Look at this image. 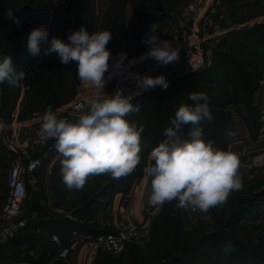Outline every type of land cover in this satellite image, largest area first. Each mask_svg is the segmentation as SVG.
I'll list each match as a JSON object with an SVG mask.
<instances>
[{
    "label": "rangeland",
    "instance_id": "1",
    "mask_svg": "<svg viewBox=\"0 0 264 264\" xmlns=\"http://www.w3.org/2000/svg\"><path fill=\"white\" fill-rule=\"evenodd\" d=\"M228 1L231 10L228 21L232 27L235 26V30L219 44L213 66L192 76L172 80L167 89L158 87L160 89L147 92L149 96L137 102L147 104L151 101V106L161 111L155 124L161 122L165 126L159 129L157 145L164 138L163 129L171 124L178 106L190 101L188 97L192 91L205 92L209 97L210 110L215 114L226 110L231 114L242 112L247 117L252 105L258 107L260 98L255 100V93H264V0H256L250 5L239 4L241 6L230 4L232 0ZM124 2L114 0L108 9L111 4L108 0H67L65 7L55 10L51 9V1L48 0H15L0 4V21L3 20L0 23V54L12 56L16 70L25 72L23 83L18 86L7 81L0 84V115L10 120V113L18 108L19 120L23 121L34 112H45L48 106L53 110L61 107L76 95L81 80L75 61L63 64L55 52L43 55V48L47 45H42L40 56H33L27 51L30 31L45 27V21L50 38L57 36L66 39L70 31L78 30L82 25L91 33L107 29L112 16L115 15L117 19L121 17L116 24L117 35L113 36L115 45L112 46L116 47L113 51L108 47L110 43L107 47L111 53L126 51L128 55L125 61L140 57L148 50L142 38L149 32L152 23L158 25L157 35L161 39L177 42L176 38L184 35L185 29H178L176 16H158L161 11L159 2L128 0V6ZM185 7L183 3L176 7L179 15ZM23 10L16 17L8 19L9 11L12 17L13 13ZM25 12L29 14L24 18ZM16 18H19V23ZM228 77L242 83L244 94L241 96L242 101L232 102L227 108H222L216 101L217 96L228 95L232 90V85L227 82ZM244 119L241 122H245ZM238 123L235 124V130L237 127L239 129ZM186 127L187 124L182 126L181 134ZM150 137L142 140L144 148L153 145ZM140 157L134 170L126 176L142 171L147 158L143 152ZM12 160L13 155L0 138V211L9 193L8 177ZM60 167V162L49 166L50 170L47 169V177L40 182L39 190H32L30 186L25 205L27 226L15 238L0 245V264H69L67 260L59 258L61 248L53 241V234H57L63 244L68 245L71 231L78 223H74L77 220L68 222L72 216H79L78 220L89 217L88 224L96 225V228H110L97 219L99 211L105 209L102 207L107 205L106 201L111 198L113 190H127L135 179H125V175L114 178L109 173L94 174L88 177L82 188L69 189L63 182ZM107 186H111V190L107 189L106 195L99 197ZM232 193H241L246 198L243 204L248 207L239 216L219 220L220 215L216 211L214 213L212 208L207 213L181 208L178 216L175 214L172 220H162L160 226H156L154 235L150 225L148 236L141 243L129 241L118 253L101 252L92 264H169L170 257H174L179 264H264V175L255 180L243 181V187ZM95 199L92 209L82 215L84 217L76 214L79 209L71 211L73 204L78 206L84 202L85 205ZM225 242L232 243L231 252H224ZM174 260L171 261L176 262Z\"/></svg>",
    "mask_w": 264,
    "mask_h": 264
},
{
    "label": "clouds",
    "instance_id": "2",
    "mask_svg": "<svg viewBox=\"0 0 264 264\" xmlns=\"http://www.w3.org/2000/svg\"><path fill=\"white\" fill-rule=\"evenodd\" d=\"M9 16L12 12L9 11ZM19 23V18H16ZM158 25L152 23L149 32L142 38L148 50L140 57L125 60L127 52L117 53L110 72L111 50L107 47L112 38L111 30L89 32L83 25L72 30L67 38L49 37L47 28H33L28 36L27 51L33 56L50 55L55 52L60 62H76L79 79L101 94L90 98L86 111H81L75 119L59 117L48 106L41 117V131L45 139L54 138L55 148L60 156V171L63 182L69 189L82 188L90 175L109 173L119 178L134 170L139 163L141 133L143 126L128 120L129 113L139 112L140 104L132 102L136 95L156 86L167 89L169 80L158 75L129 73L135 80V92L118 88L114 93L103 91L109 78L122 74L135 64L154 58L167 65L179 58L178 44L169 39H161ZM107 73V75H106ZM25 72L17 71L10 55L0 54V84L7 81L18 86L23 83ZM188 99L192 103H181L175 111L171 124L163 129V139L150 153L154 163L145 168L151 180L149 202L153 206H163L165 202H176L178 208H191L207 213L214 206L227 200L230 192L243 187L239 174L237 153L214 145L203 139L201 120L212 119L209 97L203 91H192ZM192 124L188 136L180 130L184 124ZM229 135L236 133L229 130ZM225 253L233 250L231 242L223 245Z\"/></svg>",
    "mask_w": 264,
    "mask_h": 264
},
{
    "label": "built area",
    "instance_id": "3",
    "mask_svg": "<svg viewBox=\"0 0 264 264\" xmlns=\"http://www.w3.org/2000/svg\"><path fill=\"white\" fill-rule=\"evenodd\" d=\"M50 1L53 10L67 5V0ZM227 2L228 0H189L187 14L184 18L185 33L182 37L176 38V43L180 48L179 58L167 65L159 63L154 58L145 59L122 74L109 78L103 91L112 94L118 88H122L135 92L137 85L129 73L153 76L163 73L170 82L213 66L216 49L223 38L235 28L228 21ZM117 58L116 53L110 54V66ZM124 63L127 65L128 61ZM109 71L115 70L110 67ZM158 87L160 86L142 91L140 95ZM100 94L101 90L81 81L76 95L54 111L59 117L75 119L81 111L87 110L90 98ZM140 95H136L133 100ZM43 113L34 112L31 117L23 121L19 120L17 111L12 112L10 120L0 115V138L13 155L8 177L9 193L0 211V245L15 238L27 226L28 217L25 213V205L29 196L30 178L42 169L46 161L60 157L55 148V139H45L41 131ZM234 119L241 120L238 115ZM237 148L240 164L249 178L255 180L262 174L264 175V147L254 151L248 145L242 144ZM203 215L206 216V214ZM149 228L135 221L126 220L117 223L109 231L97 235L74 229L68 245H64L57 234H53V241L61 248L59 258L65 261H68L74 247L81 244L87 246L94 260L101 252H121L129 241L141 243L148 236Z\"/></svg>",
    "mask_w": 264,
    "mask_h": 264
},
{
    "label": "trees",
    "instance_id": "4",
    "mask_svg": "<svg viewBox=\"0 0 264 264\" xmlns=\"http://www.w3.org/2000/svg\"><path fill=\"white\" fill-rule=\"evenodd\" d=\"M155 1L159 2L160 8H161L160 15H158V16L162 17V16L167 15L168 17H173V18L176 16V24L178 26V29L182 30L180 27V23L177 19L178 11H176V7L179 6L180 3H183L186 0H155ZM113 2H114V0L111 1V4L109 5L110 7H108V9L111 8ZM126 3H127V0H125L124 5H126ZM170 6H173V7L170 8ZM168 7L170 8V10L168 9ZM22 12H24V10L21 12L17 11L14 16L16 17L17 14H21ZM172 12H175L176 15L172 16L171 15ZM120 19H121V17L119 19H117V17L115 15L112 16L110 18V23H109V26L107 28V29L111 30V33H112V38L109 41L111 46L110 45L108 46L111 48L112 51L116 47V46L113 47L115 45V40L113 39V36L117 35L116 24L119 23ZM246 31L247 30H245L244 32H246ZM233 32H234V30H232V33ZM232 33H230V34H232ZM251 54H252V52H251ZM224 63L227 64V62H224ZM226 67H224L225 71H226ZM232 73H233V70H232ZM192 75H194V74H191V75H188L185 77H189ZM227 82L232 85V90L230 92H228V95L217 96L218 100L216 101L217 104L220 105V107H222V108H227V106L232 102L242 101L241 96L244 94V91H243L244 86L241 85L242 83L240 81L228 77ZM158 89H160V88H158ZM254 91H256V89ZM149 93H151V92H149ZM149 93H145V94L141 95V97L140 96L137 97V99L132 100V102L134 104H136L137 102L141 101V99L148 97L149 95H147V94H149ZM186 103H192V101H187ZM251 108H252V111L250 112V115L249 114L247 115V117H246V115L243 116L242 112L232 113V114L230 112H227L226 110H225V112H221V113L219 112L217 114L212 112V115H213L212 119L205 118V119L201 120L199 123V126L203 129V139L205 141H208V140L218 141L220 143V145H222V146H224V144H226V142L229 144L232 141V138L234 135H229L228 132H229V130L235 132L234 128H235V124L237 121L234 119V117L236 115H238L241 118V120H239V121H244L245 120L244 118H246L245 123L248 126L250 133L253 136H256L259 132V127H258L259 108L257 106L254 107L253 105ZM157 111L154 109V107L151 106V101H149L147 104H142V103L140 104V111L139 112L129 113L126 117L128 120H130L132 122H136L138 127L143 126V131L141 133V139H140V144H141L140 153L143 152V153H145V155H147L150 151L153 150V148L155 146H157L156 140L159 139V137H158L159 129H161L162 127L165 126L161 122H157V124H155L157 117L161 112V111H158V112ZM244 114H246V113L244 112ZM10 115H11V113H10ZM20 119H22L21 116H20ZM154 124H155V126H153ZM192 127H194V125H192L190 123L187 124V127L184 129V131L182 132L181 135L185 136V137L188 136L189 131ZM152 132H153V134L149 135V133H152ZM147 136H151L149 139L153 145L148 147V148H144V146L142 145V140L144 138H146ZM146 158H147V156H146ZM143 168H142V170H143ZM141 172L136 173V174H129L128 176L125 175L124 178L125 179H132L133 178L134 179L137 176H139L141 174ZM28 188H30L29 185H28ZM111 188H112L111 186H107V188L102 191V193L99 195V197L106 195L105 191L107 189L111 190ZM127 190L126 189L113 190V193L116 191H127ZM111 194H112V192H111ZM238 196H240V197H238ZM231 198H232V200H231ZM96 199L94 201L91 200V202L88 201L85 204V208L80 210V212H76V214H79L81 217H84L85 215L82 216L83 215L82 212L85 213V211H88L87 208H89V206H91L92 204H95ZM245 201H246V198L243 195H241V193H232L231 194V192H230L228 199L224 203H222L221 205L212 207V210L214 211V213L216 211V213H218V215H220V218L218 217L219 220L224 219V217H225V219L230 220V219L234 218L235 216H239L243 211H245V208L248 207V205L243 204V203H245ZM95 208H96V206H95ZM180 209L181 208L176 207L175 201L167 202L166 205L164 206V208L162 209V211L153 219V221L151 223L153 235L156 232V229H157L156 226L158 225V227H159L160 222L162 220H164V221H166V219L172 220L174 218L175 214H177V216H178ZM84 218L86 220L89 219V217H84ZM69 223H71V221ZM74 223H76V222H74ZM76 228H78L82 232H92V234H94V235H97L100 233H105V232L109 231V230H105V229L96 228V225H89L88 223H83V224L77 223L75 229ZM171 260H174V257H170L168 259L169 264H179V262H177L176 260H174L176 262H172Z\"/></svg>",
    "mask_w": 264,
    "mask_h": 264
},
{
    "label": "crops",
    "instance_id": "5",
    "mask_svg": "<svg viewBox=\"0 0 264 264\" xmlns=\"http://www.w3.org/2000/svg\"><path fill=\"white\" fill-rule=\"evenodd\" d=\"M15 0H0V4H4L6 3H12ZM50 1V0H48ZM99 0H96V2H98ZM109 2H111L112 0H108ZM36 2V0H35ZM188 2L189 0H186L183 2V5H186L184 11H181L182 13L180 14V16L182 17V19L185 18L186 14H187V8H188ZM254 2H256V0H232V2H230V4H235V5H239V4H254ZM128 0L126 3V6H128ZM229 3V1L227 2V4ZM241 6V5H239ZM229 10H230V6L228 4ZM242 7H245L244 5ZM128 8V7H127ZM231 11V10H230ZM32 12L30 11V14ZM264 13V10H263ZM15 13H13V16L10 17L9 16V20L14 18ZM29 13L24 14V18L28 15ZM32 16V15H31ZM3 20L0 21V23H2ZM234 25V24H233ZM4 27V26H3ZM45 27L47 28V22L45 21ZM235 30V29H234ZM260 94V97H259ZM256 98L255 100H258V98H260V101H256L255 104H257L258 102V108H259V121H258V127H259V132L256 136H253L250 133V130L248 129V126L246 125L245 122H241L238 121L239 123V129L237 127V130H235V135L232 138V141L228 144L226 142V144H224V146L220 145V143L218 141H212L214 143L215 146L220 147V148H224L227 150H231L235 153L238 154V145H242V144H246L248 145L252 150L257 151L260 150L261 148L264 147V93H260L258 91H256L255 93ZM18 108H16L14 111H17ZM235 144V145H234ZM233 145L235 147H233ZM151 151L146 155L147 156V163L144 166L141 174L139 176H137L134 181L132 182L130 188L127 191H116L112 194L111 198L106 201L105 209H101L99 211L98 217L97 219L100 221V223L103 225H109L110 228H107L105 230H109L112 229L114 226L117 225V223L121 222V221H126V220H132L135 221L137 223H139L140 225H143L145 227H150L153 219L161 212L162 210V206H153L150 204L149 202V195L151 192V180L150 177L147 176L146 172H145V168L146 166H148L151 163H154V161H152L151 156H150ZM60 157L57 159H53L51 161H46L44 163V166L42 167V169L36 173L35 175H33L30 180H29V187L32 186V190H39V186L41 185V181L44 180V178L46 179L47 177V169L50 170L49 166L54 165V163H59ZM239 174L242 177L243 181H248L251 180L248 176V174L246 173V171L242 168L241 164H240V157H239ZM89 194V192L87 193ZM85 199V198H84ZM83 199V200H84ZM91 202V200L89 201ZM84 202H82L81 205L75 206L76 204H73L74 207H72L71 211H75L77 209L78 212H80V210H82L83 208H85V205H83ZM83 205V206H82ZM92 209V205L89 206V208H87V210H91ZM104 210V211H103ZM84 214V212H82ZM72 214V213H70ZM79 218V216H72L69 218L68 222H74L73 220H77L76 223H85V219L81 220V219H77ZM91 218H89L87 220V223H89V220ZM112 226V227H111ZM78 229V228H77ZM74 230V229H73ZM72 230V231H73ZM72 231H71V235H72ZM85 233H90L92 234V232H85ZM70 235V236H71ZM70 243V238H69V242L67 244ZM62 259V258H61ZM64 260V259H63ZM69 264H92L94 262L92 256L89 254L88 248L86 245H78L76 247H74V251L71 253L69 259H68ZM27 263V262H26ZM25 262H22V264H26Z\"/></svg>",
    "mask_w": 264,
    "mask_h": 264
},
{
    "label": "water",
    "instance_id": "6",
    "mask_svg": "<svg viewBox=\"0 0 264 264\" xmlns=\"http://www.w3.org/2000/svg\"><path fill=\"white\" fill-rule=\"evenodd\" d=\"M171 15L172 16H175L176 13L175 12H172ZM177 19H178V21L180 23L181 29H185L186 23H185L184 19H182V17L180 15H177Z\"/></svg>",
    "mask_w": 264,
    "mask_h": 264
},
{
    "label": "bare ground",
    "instance_id": "7",
    "mask_svg": "<svg viewBox=\"0 0 264 264\" xmlns=\"http://www.w3.org/2000/svg\"><path fill=\"white\" fill-rule=\"evenodd\" d=\"M56 244V243H55ZM57 245V244H56ZM58 246V245H57Z\"/></svg>",
    "mask_w": 264,
    "mask_h": 264
}]
</instances>
